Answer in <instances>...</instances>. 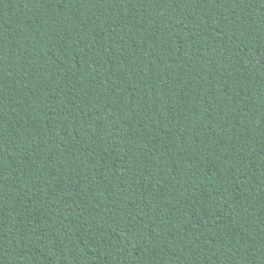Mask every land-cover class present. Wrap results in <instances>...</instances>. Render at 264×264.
<instances>
[{"label": "trees", "instance_id": "16d2710c", "mask_svg": "<svg viewBox=\"0 0 264 264\" xmlns=\"http://www.w3.org/2000/svg\"><path fill=\"white\" fill-rule=\"evenodd\" d=\"M0 264H264V0H0Z\"/></svg>", "mask_w": 264, "mask_h": 264}]
</instances>
